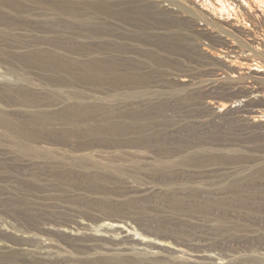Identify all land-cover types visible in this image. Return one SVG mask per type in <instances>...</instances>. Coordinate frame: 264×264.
<instances>
[{
  "label": "rangeland",
  "instance_id": "obj_1",
  "mask_svg": "<svg viewBox=\"0 0 264 264\" xmlns=\"http://www.w3.org/2000/svg\"><path fill=\"white\" fill-rule=\"evenodd\" d=\"M194 1L0 0V264H264V21Z\"/></svg>",
  "mask_w": 264,
  "mask_h": 264
},
{
  "label": "built area",
  "instance_id": "obj_2",
  "mask_svg": "<svg viewBox=\"0 0 264 264\" xmlns=\"http://www.w3.org/2000/svg\"><path fill=\"white\" fill-rule=\"evenodd\" d=\"M194 2L199 8L208 11L211 15H213L214 18L220 21L227 20V21L239 23V18L235 13V5H229L228 3H226L225 5L223 4V1L222 2L220 1V3H218V7L216 8V7H213L211 3H207L206 0H196ZM252 6L254 8V11L256 12L254 23H253L255 25V23H259V21H264V12L262 11L261 8L255 7L253 3H252ZM246 7L252 13L253 8H251L250 5H247ZM216 9H218V11ZM200 26H203V25H200ZM243 26H246L247 28L250 27V25L245 22H243ZM248 65H249L247 67L248 71L254 70L253 72H256V70H260L261 72L264 73V64L262 65L257 61H251L250 63H248Z\"/></svg>",
  "mask_w": 264,
  "mask_h": 264
},
{
  "label": "bare ground",
  "instance_id": "obj_3",
  "mask_svg": "<svg viewBox=\"0 0 264 264\" xmlns=\"http://www.w3.org/2000/svg\"><path fill=\"white\" fill-rule=\"evenodd\" d=\"M214 1V0H213ZM245 2H246V4H248V3H258V5H255V6H257V7H259V8H261L262 9V11L264 12V0H244ZM218 2V1H217ZM219 3V2H218ZM237 3V2H236ZM247 8V7H246ZM217 11H218V9H216ZM206 11V10H205ZM258 71H260V70H258Z\"/></svg>",
  "mask_w": 264,
  "mask_h": 264
}]
</instances>
